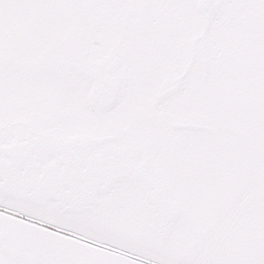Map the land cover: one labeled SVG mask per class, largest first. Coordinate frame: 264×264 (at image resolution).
<instances>
[{
	"label": "snow or ice",
	"instance_id": "obj_1",
	"mask_svg": "<svg viewBox=\"0 0 264 264\" xmlns=\"http://www.w3.org/2000/svg\"><path fill=\"white\" fill-rule=\"evenodd\" d=\"M0 264H264V0H0Z\"/></svg>",
	"mask_w": 264,
	"mask_h": 264
}]
</instances>
